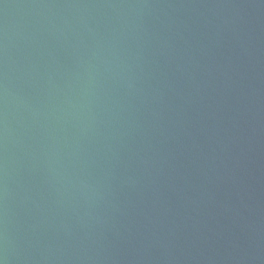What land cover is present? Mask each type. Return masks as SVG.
Masks as SVG:
<instances>
[{"label":"water","instance_id":"1","mask_svg":"<svg viewBox=\"0 0 264 264\" xmlns=\"http://www.w3.org/2000/svg\"><path fill=\"white\" fill-rule=\"evenodd\" d=\"M0 264H264V0H0Z\"/></svg>","mask_w":264,"mask_h":264}]
</instances>
